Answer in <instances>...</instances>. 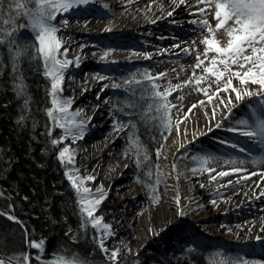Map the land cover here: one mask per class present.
<instances>
[{"label": "rangeland", "instance_id": "1", "mask_svg": "<svg viewBox=\"0 0 264 264\" xmlns=\"http://www.w3.org/2000/svg\"><path fill=\"white\" fill-rule=\"evenodd\" d=\"M145 5H147V2ZM27 7L32 8L34 5L29 4ZM90 8H95V11L103 10V8L101 9L96 6H90ZM90 8L89 6H81L73 9L72 12L73 15L77 17L90 20L93 19V17L90 16V14H85V10H83ZM211 11L214 12V9ZM59 19L60 16L58 15L57 20L53 23H56L57 27L62 31L65 26L58 24ZM15 23L17 26L26 24L27 17L20 16L16 19ZM215 23L216 21L213 22V24ZM61 31L58 35L61 34ZM157 31L160 33L157 35L158 37H169L164 22L159 26ZM103 32L104 31L101 29L89 32L88 35L90 37L87 38L86 41L83 42V46H81L80 50L84 47L88 49L91 48L89 51L90 56H92V66H90L89 73L80 71L74 66L70 67L66 72H73L72 78L77 79L79 82L85 80L88 74H90L96 82H100L96 77L102 75L106 77L105 84L109 85V87L106 88L109 90L104 95L98 96L99 99L95 104V108L97 110L100 109L99 114L101 118L99 129L107 134L112 140V143H115V150L112 151L114 158L112 160H107L106 164L99 166L92 176L96 177L98 174H101L103 177H107L109 166L118 165L123 168V173L118 175L117 178L129 179L128 183L133 190V194L130 201L125 200L123 202L124 207L122 208V212H126L125 218L127 217L129 221L128 228H130V230L134 229L137 235L141 238H139L138 244L142 247L138 246L136 249L135 247L132 248L127 255L130 254V252L132 253L139 249L141 255L139 259H135L136 264H157V260H172V258H174L181 249H184L185 246L196 249L207 247L203 250L210 260L215 258L216 261H219L221 259L220 254H225L233 261L239 259L247 260L249 264H264V242H260L257 239L251 240L250 242L243 241L242 238L244 237L245 232H241L243 225L248 222V219L244 217L246 216V212L255 214L252 215L253 218L257 216L259 219H262L264 217V199L255 203H250L247 208L242 210H238V205L232 200L235 191H244V188H251L252 191L260 197L261 193L258 190L259 188H257L253 182L249 183L247 180L245 181L246 184L242 187H228L227 184L229 180L226 179V176L220 177L217 175V173L221 171L229 172L234 168H241L242 162L248 165L247 162L255 157L262 156L264 158V145H258L256 143V150H249L242 142L243 136L227 131V128L234 125H227L220 128L218 132L222 135L219 144L216 145V142L214 141V139L216 140V137L212 135L198 138L194 141L189 140L185 142V144H183L184 147L179 148L174 153L172 159L167 162V159L163 158L164 149L167 140L172 133L173 127L171 132H168L158 121L144 120L140 116V113L146 110V105L145 108H141V105L144 104V101L141 100V96L148 95L151 88V84L146 79L145 73L154 77H158V75L155 73L153 65L143 62L144 57L137 60L131 56L132 54H136V52L143 50V44L141 42L145 45L150 43L149 41H146V39L147 37L154 35V31L148 30L143 32V35L146 37L143 39L137 38L141 42H135L131 45V48L126 51H120L117 47L118 43H116L111 36H108ZM76 34H78V32H76ZM31 35L32 33L28 29H20L18 41L20 42L26 39V42H28V38H30ZM217 36L218 38L223 39L222 32L217 33ZM77 41L79 40L76 38L73 40L75 43ZM106 51L109 55L104 60L99 59V57ZM28 52L31 54L32 49L29 48ZM114 55L117 57H123L122 64L114 63L111 58ZM142 56L144 55L142 54ZM32 63L37 67V62ZM170 63L172 62L160 61L159 65L166 66L170 65ZM196 71L197 74H200V70ZM102 72L104 74H102ZM192 72L193 68L191 70H182L181 75L171 76L172 81L176 84L182 85L179 94L176 96L177 98L174 97L173 93L168 96L170 103L177 105L179 108V112L176 108L171 109L173 126L177 121L184 119L186 114H188V112L183 111V115L180 111V95L182 97H189L190 99L188 92L192 91L197 97H199L200 101H204V105L213 106V104L208 101L207 97H203L200 91L197 90L194 81L188 86H183V81L189 80L192 77ZM36 76L46 92V110L51 107L48 98L49 84L38 74L37 70ZM129 80L133 81L131 85L127 83ZM135 81H140L141 83L137 84ZM233 82L238 81L234 80ZM155 83L161 86V91L164 90L165 86L160 78H158ZM112 84H119L120 87L113 88L111 87ZM66 90V87L63 86V95L66 93ZM210 91H214V88ZM72 94L73 93H69V95ZM85 94L86 91H83L78 97L81 98ZM220 96H222V93H220ZM189 99L187 102L185 101V104L191 103V105H196V108L199 107V109H202L201 104H195ZM212 101V103H214V100ZM261 101H264V98L246 103L243 108V111H245L246 114H244L245 117L242 119H251L253 110L260 108ZM130 102L137 104L136 109H129L127 107ZM129 112L132 114L128 115ZM204 113L209 115L210 111L204 109ZM93 114H90L87 117L92 118ZM221 114L224 115L226 113L223 112ZM47 121L48 124V118ZM117 122L136 124V128L133 131L135 132L140 145H142L139 155H137L135 151V145L129 144L128 137L123 130L120 132L113 130L112 126ZM89 132H93V129H87L86 134L81 140H84ZM186 132L190 135L192 129ZM132 134V131H129L128 135L131 136ZM146 134H150V137H154H151L152 141H154V139L158 140V138L159 140H162L164 137H167V139H164V145L159 156H157L155 169L153 167L154 161L149 154L147 144L145 143V141L148 140L144 138ZM60 136L61 130L56 128L50 137L48 135V128L46 127V138L49 140L51 150L54 155H56L55 158L53 157V162L56 164L57 174L60 177L64 193L70 199L73 212L77 216L78 231L83 235L90 236L93 244L96 245V242L92 239L94 230L91 227L86 231L80 229L82 217L77 214V195L75 190L70 186L67 177L64 175L67 169L57 158L58 148L70 145L76 150L75 167L81 170V168L88 164L92 153H87L88 149L86 147L80 148L77 143L78 141L72 143L70 139L64 141V143L59 146L52 145L51 139L59 138ZM236 136H239L238 142L235 140ZM232 145H235V147ZM88 146L90 147L91 145L88 144ZM241 149L244 150L241 151ZM145 153L147 154V159L144 158ZM204 155L213 157L207 166L211 169H215V171L211 173V175L216 176L215 180L210 179L207 172L193 173L191 171L192 169L200 167L199 160L196 158ZM137 160L140 161L139 164L137 163ZM246 160L248 161L246 162ZM173 165L176 167L174 168ZM125 171L126 173H124ZM177 175H179V179H177ZM229 177L231 176L229 175ZM125 183H127V181H125ZM201 185H204V187H201ZM114 192L117 194V188H115ZM154 195L157 197L156 200H153ZM177 197H179V204L176 202ZM212 201H215V204H213ZM228 201L231 202V206L227 205ZM100 208L101 207L99 206V209ZM162 208H164L165 214H163L164 210H162ZM181 210L185 212V216L178 218L177 213ZM155 211L157 212V218L153 220L152 215ZM103 213L104 216H107L108 213H110V208H107ZM160 218L166 219L164 222L165 224L162 227V232L164 229H167L166 234L163 235V239H156V235H153L154 232L151 234L153 237H150L149 232L154 231V229L156 230V220H159ZM159 221L161 222L162 220ZM177 223L181 224V228H176ZM160 229L161 228L158 230ZM129 235L130 233L126 235V238L129 237ZM145 238L152 239L151 241L153 244L146 246L147 243L145 242ZM130 239L131 238H128L129 242ZM119 245L118 238L114 237L106 239V246L110 250L115 249ZM33 250L34 254H31L35 256L37 250ZM93 250L98 252L99 249L96 247ZM94 251H92V253H94ZM100 254L104 258V263L110 264L108 257L102 252ZM86 264L90 263L86 262Z\"/></svg>", "mask_w": 264, "mask_h": 264}, {"label": "snow or ice", "instance_id": "2", "mask_svg": "<svg viewBox=\"0 0 264 264\" xmlns=\"http://www.w3.org/2000/svg\"><path fill=\"white\" fill-rule=\"evenodd\" d=\"M90 3L92 0H10L6 12L3 4L0 3V46H5L8 50L12 91L18 99L23 101L20 115L15 123L18 126H24V122L28 119L26 113L29 111L30 105V95L21 65L25 61L37 62L38 74L49 84L48 98L51 107L45 110V115L49 120L46 125L48 135L51 137L56 128L61 130L59 138L51 139V144L55 146H59L69 139L72 143L83 139L91 118L86 117L78 109L72 111L74 99L63 96L65 72L70 67H79L81 58L79 56L72 59L68 58V49L64 47L65 42L58 35L61 29L53 22L57 20L58 15L62 16L70 10L87 6ZM171 3L174 7L167 12L168 16H173L175 8L186 5L187 0H171ZM194 3L196 12L192 14L200 15L202 19L191 22L198 23L200 30L206 32L207 35L200 40V44L204 46L203 50L194 49L196 51V63L192 66V77L183 81V86H188L194 81L197 90L205 95L209 102L215 98L219 105L229 109L234 107L233 99L242 101L245 97H264V0H194ZM29 4L34 5V7H27ZM213 8L214 12L211 11ZM209 15H212L216 21L214 27L207 18ZM20 16L27 17V23L17 26L15 21ZM60 23L66 27L68 20L62 19ZM20 29H28L32 33L27 43L17 42ZM219 32L223 33V39L218 38L217 33ZM174 47H180V45L176 44ZM29 48L32 49L31 54L28 52ZM61 49L64 50L61 51ZM183 51L189 52L190 49L184 48ZM108 55L109 53L106 51L99 59L104 60ZM6 67L3 56L0 55V76H3ZM196 70H200V74H197ZM165 75L166 73H160L159 77H154L145 73L151 88L148 95L141 96V100L144 101L141 108H145L146 105V110L142 111L140 116L144 120L158 121L166 131L171 132L173 127L171 109L176 108L179 112V108L170 103L168 96L173 90H180L182 85L169 83L161 91V86L155 81ZM96 78L99 81L106 79L102 75H98ZM234 80L238 81V84H234ZM135 82L141 83L140 81ZM127 83L131 85L133 81L129 80ZM249 85H256L257 88L252 90L248 87ZM107 87L109 85H103V88ZM111 87L118 88L120 85L112 84ZM213 88L214 91H210ZM82 91H87V89H82ZM221 91L228 95L221 97ZM97 98L99 99V97ZM200 103L203 104L204 101H200ZM127 107L136 109L137 104L130 102ZM192 107L194 108L196 105H192ZM131 114V112L128 113V115ZM214 115L215 110H213ZM180 122L182 121L177 122V131H179L178 123ZM112 127L114 131L123 130L125 132L129 144L135 145V151L139 155L142 145H140L133 131L136 124L117 122ZM223 127V123L215 125L217 129ZM129 131L133 133L131 136L128 135ZM209 131L212 129L210 128ZM227 131L247 137L258 145H264V101L260 102V108L253 110L251 119H240L236 121L234 126L227 128ZM232 146L235 147V145ZM243 150L241 149V151ZM160 151L161 149H157V156H159ZM75 156L76 150L70 145L58 148L57 158L67 169L64 175L77 195V214L82 217L80 229L86 231L91 227L94 230L92 239L96 242V247L108 257L110 264H119L120 249L110 250L106 246V239L115 234L112 231V225L105 223L103 216L96 215L99 206L107 198V192L103 184L95 189L84 186L86 181L95 182L96 177L92 175L80 176V169L75 167ZM144 158H148L146 153ZM196 159L199 160L200 167L191 171L193 173L207 172L210 179L215 180L216 176L211 175L215 169L207 166L213 157L204 155ZM137 163L139 164L140 161L137 160ZM233 163L235 162L233 161ZM173 167L176 166L173 165ZM241 171L246 170L234 168L232 173L221 171L217 175L225 177ZM255 174L253 172L249 175ZM177 179H179V175H177ZM4 197L5 193L0 191V198ZM156 199L157 197L154 195L153 200ZM176 202L179 204V197L176 198ZM212 203L215 204V201ZM12 212L13 207L9 205V211L0 210V216H4L9 221L21 226L25 251L18 254L9 253L3 246H0V264H32L33 260L37 264H86V261L79 255H69L64 251H53L50 258H45L43 254L46 249L47 238L40 237L39 240L32 238L24 222ZM184 216L185 212L182 210L177 213L178 218ZM176 228H181V224L177 223ZM163 231H167V229ZM70 232L71 230L65 235H69ZM156 234L159 235L160 233ZM256 239L260 240L261 237L258 236ZM32 249L37 250L35 256L31 254L30 250ZM127 250L131 251V249ZM137 255L139 254L137 253ZM220 255L219 261L214 258L210 264H249L247 260L233 261L225 254Z\"/></svg>", "mask_w": 264, "mask_h": 264}, {"label": "bare ground", "instance_id": "3", "mask_svg": "<svg viewBox=\"0 0 264 264\" xmlns=\"http://www.w3.org/2000/svg\"><path fill=\"white\" fill-rule=\"evenodd\" d=\"M146 2L147 5H145ZM87 6H89V8L90 6H96L101 9L103 8V10L95 11V8L83 9L85 10V14H90V16L93 17V19L90 20L77 17L73 15L72 10H70L60 16L58 21L59 25H63L60 21L62 19L68 20V25L61 31L59 37L65 42L64 47L68 49L69 59L76 56L81 58L80 66L75 67L80 71L89 73L90 66H92V56H90L89 51L91 48L88 49L84 47L82 50L80 49L81 46H83V42L90 37L88 33L93 32L96 29L103 30V33L111 36L117 41L127 35H133L139 39H143L146 37L143 35V32L153 30L154 35H151L146 39V41H149L150 43L143 46V50L138 51L131 56L137 60L144 57L143 62L153 65L154 71L158 77L160 73H166L163 78H160L164 86L169 83L172 85L176 84L171 80V76L181 75L182 70L192 69V66L196 63V51L194 49L198 48L201 51L203 50L204 46L200 44V40L203 36L207 35V33L200 30L198 23L194 24L191 22L193 20L199 21L202 19L200 15L192 14L196 12L194 0H187L186 5L176 7L173 16L167 15V12L171 11L174 7L171 0H92V3ZM207 18L210 24L214 27L215 24H213V22L215 19L213 16L209 15ZM163 22L166 24L169 37L157 36L160 34L157 29H159V26H161ZM76 32H78V34H76ZM75 38L79 40L76 43L73 42ZM194 41L195 44H193ZM176 44H179L180 47H174ZM184 48H189L190 51L185 52L183 51ZM63 50L64 49H61V51ZM142 54L144 56H142ZM111 58L115 64H122L123 57H117L114 55ZM160 61H171L172 63H170V65L160 66ZM72 73L73 72L68 71L64 75V87H66L67 90L63 96L74 99L71 109L72 111L78 109L82 111L86 117L94 113L86 127V130L91 128L93 129V132H89L84 140H78L77 142L80 148L86 147L88 149L87 153H92L88 164L81 168L79 172L80 176L86 177L95 173L99 166L107 163V160H112L114 158L112 151L115 150V143H112V140L107 134L99 129L101 118L99 114L100 109L97 110L95 108V104L98 102L97 97L99 95H104L109 89L102 87V85L106 83V80L96 82L93 77L88 74L85 80L79 82L77 79L72 78ZM102 74L104 73L102 72ZM233 83L238 84V82ZM248 87L252 90L257 88L256 85H249ZM85 88L87 89L86 94L79 98L78 95H80L83 92L82 89ZM69 93L73 94L69 95ZM171 93L176 97L177 94H179V90H173ZM220 93H222L221 97L228 95L222 91ZM188 94L187 95L190 96V99L189 97H182L181 95L179 97L181 106L180 111L182 113L183 111L188 112V114H186V119L179 120L182 121L178 123L179 131H177L178 121L173 126L172 133L168 138L164 149L163 158L167 159V162L172 159L174 153L181 148V145L189 140L194 141L198 138L212 135L216 137V140L214 139L216 145L219 144L222 135L221 133H218L220 129L215 128V125L219 123H223L224 126L235 125L236 121L245 117L244 114L246 113L243 111V108L246 103L264 98L253 96L250 98L245 97L242 101H236L233 99L234 107L229 109L225 108L223 105H219L215 98L213 99L214 103H212L213 101L210 102L213 106H209L201 104L199 97H197L194 92L189 91ZM201 95L206 97L202 93ZM232 95L234 97V94ZM181 97L182 99H180ZM188 99L192 100L195 104H201L203 110L201 108L199 109V107L193 108L191 103L185 104V101L187 102ZM204 109L209 110L210 114L206 115ZM213 110H215L214 116ZM223 112L226 114L222 115L221 113ZM210 128L212 131H209ZM190 129H192V132L189 135L186 131H189ZM235 138L236 142H238L239 136H236ZM242 142L249 150H256V142L253 140L243 136ZM88 144L91 146L89 147ZM262 158V156H259L251 161L246 160V162L248 161L247 164L249 167L251 166L250 168L242 162V167L239 169H244L246 171L230 174L231 177H229V175L228 177L226 176V179L231 182H228V187H242L246 184L245 181L247 180L249 183L253 182L255 186L259 188L258 190L261 193V196L259 197L251 188H244V191L236 190L232 196V200L238 205V210L245 209L250 203H255L264 199V195H262V193H264V162H262L264 161V158ZM229 172L232 173V170ZM253 172L256 174L249 175ZM122 173V167L118 165H110L107 177L98 174L95 182L86 181L84 186L95 189L103 184L108 195L100 205L101 208L97 211L96 215L103 216L104 222L112 225V231L115 234L110 238L115 237L119 239L120 245L115 248L120 249L119 264H136L135 259L140 258V250L138 249L135 252H130V254L127 255L129 252L127 249H132L134 247L135 249L138 248L140 237L134 229L130 230V228H128L129 221L127 217L125 218L126 212H122V208L124 207L123 202L125 200H131L133 190L128 183V178H117L118 175ZM124 173H126V171ZM125 181H127V183H125ZM115 188H117V194L114 192ZM230 204L231 202L228 201L227 205L231 206ZM107 208H110V213H108L107 216H104L103 211H106ZM162 210H164V208H162ZM163 214H165V210ZM245 215L246 216L244 217L248 219V222L241 228V232H245L242 240L250 242L259 236L261 237L259 241L264 242V217L262 219H259L257 216L253 218L252 215L255 214L249 212H246ZM152 216L153 220L156 219L157 212L155 211ZM159 220L162 221L160 222ZM159 220H156V230L154 229V231L149 232V236L153 237V235H156V239H163V235L167 232H162V227L164 226L166 219L160 218ZM159 228L161 229L158 230ZM158 232L160 233L159 235L156 234ZM128 233H130V235L126 238ZM152 233L153 235L151 236ZM128 238H131L130 242L128 241ZM145 239V242L147 243L146 246L153 244L151 241L152 239ZM137 253L139 255H137Z\"/></svg>", "mask_w": 264, "mask_h": 264}, {"label": "trees", "instance_id": "4", "mask_svg": "<svg viewBox=\"0 0 264 264\" xmlns=\"http://www.w3.org/2000/svg\"><path fill=\"white\" fill-rule=\"evenodd\" d=\"M9 2L10 0H0L5 12ZM17 42L27 43L26 39ZM0 55L7 65L3 76H0V191L5 193V197L0 198V210L7 212L11 205L12 214L24 222L32 238H47L45 258H50L53 251H64L69 255H79L90 264H105L101 252L93 250L96 245L91 237L78 231L77 216L57 174V167L53 162L56 155L46 138L47 97L36 76L37 67L28 61L21 65L30 95L29 111L26 113L28 119L21 127L15 121L20 115L23 101L12 91L7 47L0 46ZM151 137L150 134L144 136L148 139L145 143L155 169L156 152L157 149H162L164 138L152 141ZM69 230L70 234L65 235ZM0 246L9 253L25 251L21 226L4 216H0ZM204 252L203 249L185 246L172 260H157L156 263L210 264L212 259ZM31 253L34 254L33 249ZM32 264L37 262L33 260Z\"/></svg>", "mask_w": 264, "mask_h": 264}]
</instances>
